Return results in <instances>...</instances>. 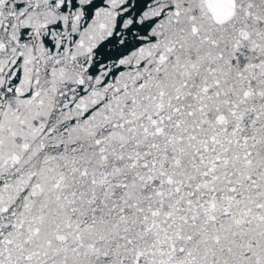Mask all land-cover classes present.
Masks as SVG:
<instances>
[{
	"label": "snow or ice",
	"instance_id": "obj_1",
	"mask_svg": "<svg viewBox=\"0 0 264 264\" xmlns=\"http://www.w3.org/2000/svg\"><path fill=\"white\" fill-rule=\"evenodd\" d=\"M0 264H264V0H0Z\"/></svg>",
	"mask_w": 264,
	"mask_h": 264
}]
</instances>
